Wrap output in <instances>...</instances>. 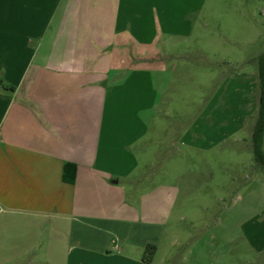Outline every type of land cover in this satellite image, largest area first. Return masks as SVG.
I'll return each instance as SVG.
<instances>
[{
    "label": "crops",
    "instance_id": "1",
    "mask_svg": "<svg viewBox=\"0 0 264 264\" xmlns=\"http://www.w3.org/2000/svg\"><path fill=\"white\" fill-rule=\"evenodd\" d=\"M204 1L0 0V264H152L174 186L144 144ZM262 224H239L256 252Z\"/></svg>",
    "mask_w": 264,
    "mask_h": 264
},
{
    "label": "rangeland",
    "instance_id": "2",
    "mask_svg": "<svg viewBox=\"0 0 264 264\" xmlns=\"http://www.w3.org/2000/svg\"><path fill=\"white\" fill-rule=\"evenodd\" d=\"M192 21L165 62L174 71L160 103L169 136L144 144L154 182L174 186L152 264H264V250L253 251L238 230L243 220H264V170L251 145L264 0H205Z\"/></svg>",
    "mask_w": 264,
    "mask_h": 264
},
{
    "label": "trees",
    "instance_id": "3",
    "mask_svg": "<svg viewBox=\"0 0 264 264\" xmlns=\"http://www.w3.org/2000/svg\"><path fill=\"white\" fill-rule=\"evenodd\" d=\"M257 80L259 88V104L251 133V145L254 159L264 169V53L258 57ZM156 251V245L148 243L144 249L143 258L146 263H150Z\"/></svg>",
    "mask_w": 264,
    "mask_h": 264
}]
</instances>
